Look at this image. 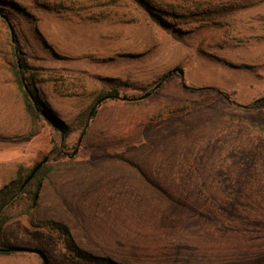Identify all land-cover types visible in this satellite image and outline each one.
<instances>
[{
  "label": "rangeland",
  "instance_id": "374dc122",
  "mask_svg": "<svg viewBox=\"0 0 264 264\" xmlns=\"http://www.w3.org/2000/svg\"><path fill=\"white\" fill-rule=\"evenodd\" d=\"M0 11L14 31L0 17V188L58 148L73 166L47 175L34 213L81 248L126 264H264V0H0ZM176 67L184 76H167ZM13 69L67 135L43 118L28 138ZM113 88L138 100L101 101L81 134L79 113ZM0 247L37 250L0 264H79L27 215L5 224Z\"/></svg>",
  "mask_w": 264,
  "mask_h": 264
},
{
  "label": "trees",
  "instance_id": "16d2710c",
  "mask_svg": "<svg viewBox=\"0 0 264 264\" xmlns=\"http://www.w3.org/2000/svg\"><path fill=\"white\" fill-rule=\"evenodd\" d=\"M0 17L4 18L6 23H10L8 18L0 11ZM15 82L21 91L24 99V106L26 113L30 118V133L28 138L36 136L41 132L43 124L40 122L43 118H48L50 123L60 132L67 135L71 130L69 124H65L57 119L52 110H49L47 106L40 100L34 85L28 82V90L24 88V80H22L18 70L11 71ZM26 79V77H25ZM30 91L31 93H29ZM224 97L228 98L226 92H221ZM121 99L127 103H135L138 98L134 96L121 95L117 89L113 88L100 94L94 99L88 110L79 113L78 115V128L81 134H85L88 129V117L90 114L96 113L95 106L103 100L107 99ZM255 103L243 105L245 108L254 107ZM43 114V116L41 115ZM56 153L53 158H50L37 170L33 178L20 190V186L25 178L31 172L33 166H26L24 164H17L13 178L5 183L0 188V232L3 230L5 224L10 220L22 216H29V223L34 227L43 228L55 235L60 240L66 252L72 260L79 264H126L121 263L109 256L93 254L87 251L75 242L71 230L64 222L54 220L51 218H38L34 211L36 208V201L38 199L39 192L42 188V183L47 175L53 171H59L63 168H69L73 166V161L68 159V154L64 153L61 149L54 148L51 154ZM0 254L7 255L17 251L15 247H0Z\"/></svg>",
  "mask_w": 264,
  "mask_h": 264
},
{
  "label": "water",
  "instance_id": "95a60500",
  "mask_svg": "<svg viewBox=\"0 0 264 264\" xmlns=\"http://www.w3.org/2000/svg\"><path fill=\"white\" fill-rule=\"evenodd\" d=\"M8 26V32L10 33L12 40H14V31H13V27L10 23H7ZM174 73H178L180 76H184V70L180 67H176L174 69H172L170 72H168L167 76H170ZM22 80L23 77L21 76ZM24 88L25 90H28L27 85L24 83ZM29 93H31L30 91H28ZM48 160V155L44 156L41 160H39L32 168L31 172L29 173V175L25 178V180L22 182L21 186H20V190L33 178V176L35 175V173L37 172V170ZM17 251H29V252H37V250L32 249V248H22V247H15ZM0 250H3L2 248H0Z\"/></svg>",
  "mask_w": 264,
  "mask_h": 264
}]
</instances>
